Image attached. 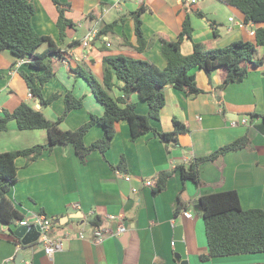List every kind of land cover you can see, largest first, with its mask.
Returning a JSON list of instances; mask_svg holds the SVG:
<instances>
[{
  "label": "crops",
  "instance_id": "obj_1",
  "mask_svg": "<svg viewBox=\"0 0 264 264\" xmlns=\"http://www.w3.org/2000/svg\"><path fill=\"white\" fill-rule=\"evenodd\" d=\"M28 1L36 8L35 29L51 36L67 51L68 59L54 62L56 75L43 88L45 97L55 92L62 97L42 108L20 75L21 70L33 71L31 66L4 50L0 52V114L4 109L13 111L25 102L41 109L49 120H56L65 109L63 95L71 90L75 96L84 97V101L89 99V103L67 115L61 124L66 130L79 128L92 115L104 114V107L96 101L88 82L71 67L79 64L102 80L103 57L124 54L164 69L167 63L161 54L160 39L177 40L187 14L194 30L192 38L184 39L181 44L183 54L192 53L195 42H208L219 48L237 40L256 41V35L251 33L255 25L245 24L244 14L221 0L194 3L191 0H127L122 11L110 10L104 16L103 24L121 20L114 30L84 47L82 40L94 27V16L101 14L103 8L109 10L112 0H60L70 4L67 16L76 23L75 28L67 30L63 42L53 0ZM140 6L146 8L142 28L149 47L145 52L134 47L135 21L129 15ZM230 17L234 20L230 21ZM107 42L111 45L107 46ZM255 58L263 59V63L249 64L248 74L240 83L222 87V72L208 74L197 68L192 73L203 93L189 96L172 86L166 87V104L160 119L152 120V124L164 132L173 129L174 118L188 124L190 131L181 135L176 144L167 145L152 133L132 140L129 123L124 120L119 123L107 153L103 156L93 151L85 163L72 145H57L29 166H25V158H18L17 181L8 193L9 198L25 219L31 220L34 214L43 213L52 220L51 235L67 239L63 249L50 256L39 239L22 245L16 235L0 227V264H181L182 258L176 255L179 243L183 244L180 249L188 264H263L264 252L203 261L200 256L208 253V243L198 208L202 195L236 190L243 209H264V46ZM113 92L118 95V89ZM131 99L137 102L138 113H148V104L139 98L138 92ZM253 113L258 116L251 117ZM233 121L237 124L233 125ZM103 133L102 126L94 125L86 134L85 143L91 144ZM245 136L249 138L247 148L200 164L201 184L183 180L178 169L163 191L154 193L155 185H146L147 180L157 184L163 171L188 166L199 157ZM47 142L45 129L20 130L16 121H10L8 130L0 133V152ZM122 156L125 164L121 169ZM125 174L130 176V181L125 180ZM186 210L192 212L191 218L183 216ZM96 216L103 223L102 242L92 241L98 227L91 219ZM119 226H124V231L118 233ZM106 229L112 233H106Z\"/></svg>",
  "mask_w": 264,
  "mask_h": 264
},
{
  "label": "trees",
  "instance_id": "obj_2",
  "mask_svg": "<svg viewBox=\"0 0 264 264\" xmlns=\"http://www.w3.org/2000/svg\"><path fill=\"white\" fill-rule=\"evenodd\" d=\"M236 7L245 17V23H252L256 29V41L237 40L225 47L216 48L208 42H195L190 54H183L181 44L186 38H192L193 26L190 14L183 22L182 30L175 41L161 37V54L167 65L164 69L154 63L130 57L124 54L106 55L103 57V79L99 80L90 70L77 65L71 69L83 77L92 88L97 101L104 107L102 116L92 115L90 120L76 129H63L61 124L67 115L84 106V97H77L69 90L64 96L65 109L56 120H49L41 109L28 103H21L13 111L4 109L0 114V133L8 130L10 121H16L20 130L45 129L48 142L35 144L18 150L0 152V222L16 223L25 216L15 207L8 193L17 181L18 166L16 160L25 158V166L39 159L45 151L51 152L57 145H72L78 158L85 163L93 151L103 156L111 147L118 132L121 121H127L131 130V139L152 133L165 144L177 143L179 137L190 131L188 124L174 118L171 131H160L152 120H159L161 110L166 104V87L172 86L189 96L204 92L192 73L194 69H202L208 74L219 71L223 73L222 87L242 82L248 74L249 64L257 66L263 59L255 58L260 47L264 46V0H221ZM57 5V27L63 42L67 30L76 24L67 16L69 3L53 0ZM146 8L140 6L129 15L135 21L134 46L137 51L145 52L149 42L142 28V14ZM36 13L34 4L28 0H0V52L10 51L17 59L26 60L31 66L30 73L21 70L20 75L29 87L30 93L42 108H47L55 100L62 97L59 92L49 97L43 94L44 86L56 75L55 61H66L67 51L63 50L49 35L40 34L34 27L33 17ZM202 16V13H198ZM96 16H94L95 18ZM123 18V17H122ZM124 21V18L122 19ZM122 21V22H123ZM121 20L102 24L98 37L107 36ZM78 42L73 45H77ZM70 45V46H73ZM46 46V47H45ZM118 81V83H117ZM119 83H122L121 85ZM118 89V95L114 90ZM138 92L139 98L146 101L149 107L147 114L137 112V102L131 95ZM251 117L258 114H250ZM264 119V115L262 116ZM104 129L103 136L91 144L85 143V136L94 125ZM249 138L242 137L226 144L209 155L199 157L188 166L163 171L159 174L154 193L166 188L168 179L181 170L183 180H193L201 184L199 166L206 161H215L227 153L247 148ZM125 159L122 156L119 168H123ZM199 212L203 217L208 243V253L200 258L225 257L240 254L264 252V209H243L236 190H225L202 195L198 203ZM178 213V212H177ZM98 228L103 226L100 217L91 219ZM264 264V263H263Z\"/></svg>",
  "mask_w": 264,
  "mask_h": 264
},
{
  "label": "built area",
  "instance_id": "obj_3",
  "mask_svg": "<svg viewBox=\"0 0 264 264\" xmlns=\"http://www.w3.org/2000/svg\"><path fill=\"white\" fill-rule=\"evenodd\" d=\"M127 0H112L110 4L109 10L107 8H103L102 13L97 16L95 19V25L94 27L88 31V33L85 35V37L82 40V44L84 47H88L99 35L100 31V24L104 20L105 14L108 13L110 10H115L116 12L122 11L123 7L125 5V2ZM192 2H196L197 0H191ZM230 21H233L234 18L230 17ZM245 23V21H244ZM244 23H240L241 26L244 25ZM246 24V23H245ZM256 30L255 28L251 31L252 34H255ZM110 42H107V46H110ZM244 122V121H243ZM233 125H236L237 122L233 121ZM124 178L126 181H130L131 178L128 174L124 175ZM147 186H154L155 183L152 180L146 181ZM183 216L186 218H191L193 216L192 212L184 211ZM110 219H114L113 216H109ZM19 224L28 226V229H31L32 227H36L40 231V237L39 241L44 246V250L48 255H54L55 253L61 251L63 249V242L67 239L66 237H53L51 235V227H52V220L51 218L47 217L43 213H37L34 214L33 218L31 220L23 219L19 221ZM124 226H119L118 233L124 231ZM106 233H112L109 229L105 230ZM82 238L84 236L80 234ZM104 236V231L100 228L95 229L93 242H102ZM174 244V243H173ZM21 245H17V249H20Z\"/></svg>",
  "mask_w": 264,
  "mask_h": 264
},
{
  "label": "water",
  "instance_id": "obj_4",
  "mask_svg": "<svg viewBox=\"0 0 264 264\" xmlns=\"http://www.w3.org/2000/svg\"><path fill=\"white\" fill-rule=\"evenodd\" d=\"M0 227L3 230H6L7 233H13L14 235L19 238V241L22 245H29L34 242H36L40 237V231L36 227H32L31 229H28V226L21 225L17 223H2L0 222ZM182 244V243H181ZM180 243L178 244L176 248V255L180 258H182L181 264H188L187 259L185 258L183 249H180ZM183 247V244H182Z\"/></svg>",
  "mask_w": 264,
  "mask_h": 264
},
{
  "label": "clouds",
  "instance_id": "obj_5",
  "mask_svg": "<svg viewBox=\"0 0 264 264\" xmlns=\"http://www.w3.org/2000/svg\"><path fill=\"white\" fill-rule=\"evenodd\" d=\"M193 3H194V2H193ZM96 18H97V16L94 18V21H95ZM103 22H104V20H103ZM103 22L100 24V28H101V25L103 24ZM94 25H95V24H94ZM92 28H93V27H92ZM92 28H91V29H92ZM91 29H90V30H91ZM255 30H256V29H255ZM87 33H88V32H87ZM101 37H106V36H101ZM97 38H98V37H97ZM97 38H96V39H97ZM96 39H95V40H96ZM95 40H94V41H95ZM106 44H107V43H106ZM110 45H111V44H110ZM22 61H23V60H22Z\"/></svg>",
  "mask_w": 264,
  "mask_h": 264
},
{
  "label": "rangeland",
  "instance_id": "obj_6",
  "mask_svg": "<svg viewBox=\"0 0 264 264\" xmlns=\"http://www.w3.org/2000/svg\"><path fill=\"white\" fill-rule=\"evenodd\" d=\"M76 24V23H75ZM264 27V25H262ZM255 35H256V32H255ZM94 97V96H93ZM95 98V97H94ZM97 101V100H96ZM98 102V101H97ZM85 104H88L89 103V99H87L86 101H84ZM99 103V102H98ZM100 104V103H99Z\"/></svg>",
  "mask_w": 264,
  "mask_h": 264
}]
</instances>
